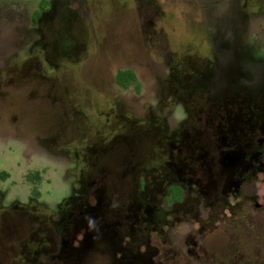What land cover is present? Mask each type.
<instances>
[{"label":"flooded vegetation","instance_id":"1","mask_svg":"<svg viewBox=\"0 0 264 264\" xmlns=\"http://www.w3.org/2000/svg\"><path fill=\"white\" fill-rule=\"evenodd\" d=\"M47 4H38L39 15L34 22L31 18L34 28L42 25ZM135 4L149 48L167 56L162 80L168 90L162 89L156 106L139 116L112 107L101 122L78 109L72 123L80 128L73 136L77 143L63 149H75L76 155L70 195L42 213L34 199L2 206L0 193V262H161L155 259L159 248L154 241L163 225L188 216L202 232L223 220L237 225L259 218L264 205V45L255 32L247 34L246 23L264 21V0H238L214 19L207 9L212 20L198 19L194 7L192 22L199 33L184 27L178 34V25H187L181 13L178 23L176 12L168 20L167 33L159 26L163 2ZM37 29L22 62L7 72L23 78L49 66L62 69L55 74L65 70L52 60L46 36ZM169 36L175 48L159 51L162 44L171 47ZM81 40L86 46L84 36ZM84 52L79 50L76 58ZM71 53L65 59L73 61ZM30 59L37 66L28 65ZM151 170L157 172L150 178ZM202 214L210 220L206 226ZM10 239L15 243L6 246ZM9 251L17 258H6Z\"/></svg>","mask_w":264,"mask_h":264},{"label":"rangeland","instance_id":"2","mask_svg":"<svg viewBox=\"0 0 264 264\" xmlns=\"http://www.w3.org/2000/svg\"><path fill=\"white\" fill-rule=\"evenodd\" d=\"M39 1L0 0V171L8 173L5 180H0V193L2 206H10L13 202L29 204L35 198L40 202L37 208L43 211L48 206L55 208L71 193L77 173L75 165H72L76 155L75 149L68 152L65 147L72 142L77 143L78 139L73 136H77L76 131L80 128L72 127V123L77 121L78 109L84 110L88 116L92 112L101 122L106 119L104 113H110L112 107L120 114L132 112L137 116L143 115L148 106H156L162 96L161 90H168L162 80L168 60L167 56L163 58L149 48L152 45L140 25L135 0H46L48 4L42 12V25H37V28L40 27L46 36L52 60L60 66L63 64L65 70L55 74L62 69L52 70L49 66L34 73V76L23 78L9 73L8 68L22 62L29 42L39 34L31 23ZM237 1L159 0L164 3V21H160L159 26L166 27L167 33L170 32L167 29L168 20L174 19L176 12V23L180 13L181 19L187 20L186 26L182 22L178 25L176 34L182 33L180 29L184 27L199 33L198 24L192 22L194 7L198 8V19L212 20L211 16H207L210 14L207 9L213 11L214 19ZM246 32H255L264 45L262 19L250 18L246 23ZM83 36L87 40L86 46L81 42ZM170 40L171 47L162 44L159 51L173 50L174 37ZM42 43L46 45L44 39ZM83 48V58L77 59L78 51ZM72 51L73 61L65 59ZM17 52L18 55L13 56ZM30 60L28 65L37 66L35 60ZM124 68L133 70L137 78V84L127 89L115 83L117 70ZM63 87L67 89L66 93H62ZM36 171L40 174V181L36 184L38 191H34L33 195L26 176ZM149 172L151 178V173L157 171ZM262 192L264 186H261ZM263 207L255 220L245 218L244 221L238 220L237 225L232 224V220H223L202 232L188 216L175 220L172 225H163L154 241L159 248L155 259L161 262L146 264H264ZM199 219L204 226L210 221L203 214ZM224 227L230 229L224 231ZM5 243L12 246L15 242L10 239ZM237 246L238 250H233ZM9 252L10 256L6 258H17V253Z\"/></svg>","mask_w":264,"mask_h":264},{"label":"trees","instance_id":"3","mask_svg":"<svg viewBox=\"0 0 264 264\" xmlns=\"http://www.w3.org/2000/svg\"><path fill=\"white\" fill-rule=\"evenodd\" d=\"M46 3H47L46 0H40L39 6L41 8H44L46 6ZM38 15H39V11H35L33 13V15H32L33 22L35 21V18L38 17ZM115 82L122 89H126L130 85L136 83V76L129 69H119V70H117L116 75H115ZM7 177H8V173L6 171H0V180H5ZM26 179L31 183L32 192H33V195H35L34 191L35 192L38 191L36 184L40 181L39 172L36 171L34 173H28L26 176ZM34 200H36V199L34 198ZM46 211L47 210H43L42 213H45Z\"/></svg>","mask_w":264,"mask_h":264}]
</instances>
